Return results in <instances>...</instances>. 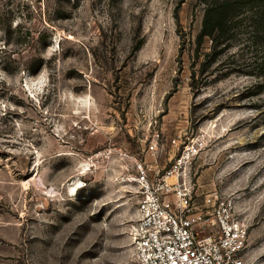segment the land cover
<instances>
[{"label":"rangeland","instance_id":"1","mask_svg":"<svg viewBox=\"0 0 264 264\" xmlns=\"http://www.w3.org/2000/svg\"><path fill=\"white\" fill-rule=\"evenodd\" d=\"M206 8L0 0V264H135L141 167L232 200L264 264L263 53L200 42Z\"/></svg>","mask_w":264,"mask_h":264},{"label":"built area","instance_id":"2","mask_svg":"<svg viewBox=\"0 0 264 264\" xmlns=\"http://www.w3.org/2000/svg\"><path fill=\"white\" fill-rule=\"evenodd\" d=\"M141 172L144 180L136 182L142 194L129 231L135 264H248L249 231L232 200L211 195L200 210L188 180H145L143 167Z\"/></svg>","mask_w":264,"mask_h":264},{"label":"trees","instance_id":"3","mask_svg":"<svg viewBox=\"0 0 264 264\" xmlns=\"http://www.w3.org/2000/svg\"><path fill=\"white\" fill-rule=\"evenodd\" d=\"M241 27L247 28L261 47L263 55L256 63L264 73V0H207L199 41L208 38L217 48Z\"/></svg>","mask_w":264,"mask_h":264}]
</instances>
